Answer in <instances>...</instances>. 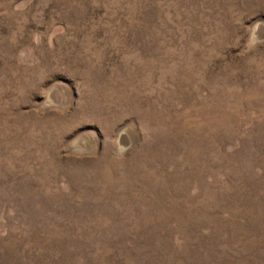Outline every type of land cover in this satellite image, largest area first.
Listing matches in <instances>:
<instances>
[{"label":"rangeland","instance_id":"rangeland-1","mask_svg":"<svg viewBox=\"0 0 264 264\" xmlns=\"http://www.w3.org/2000/svg\"><path fill=\"white\" fill-rule=\"evenodd\" d=\"M0 264H264V0H0Z\"/></svg>","mask_w":264,"mask_h":264}]
</instances>
